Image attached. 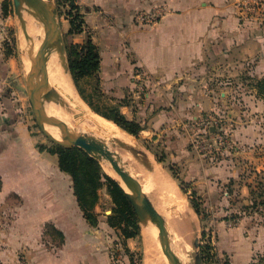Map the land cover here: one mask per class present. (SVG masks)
Instances as JSON below:
<instances>
[{
  "label": "crops",
  "instance_id": "obj_1",
  "mask_svg": "<svg viewBox=\"0 0 264 264\" xmlns=\"http://www.w3.org/2000/svg\"><path fill=\"white\" fill-rule=\"evenodd\" d=\"M241 1L157 0L168 11L152 28L127 29L133 57L131 50L120 49L114 31L105 48L91 36L101 53L100 81L113 94L121 91L111 98L122 103L128 119L145 127L138 135L157 142L154 153L167 155L159 158L175 171L190 198L201 202L204 214L214 209L227 215L229 201L248 200L251 191L243 184L238 159L214 154L205 158L196 152L184 127L213 113L228 116L233 131L244 130L249 125L248 108L239 111L237 104L250 106L248 94L256 104H264L256 89L235 96L241 70L264 76V17L244 11ZM96 2L121 5L123 17L147 4L146 0ZM90 11L91 28L97 33L100 19ZM13 61L0 41V264H17L19 251L25 252L26 264H117L110 234L119 235V230L108 223H87L71 183L67 190L58 155L40 148L16 107L15 91L7 83ZM139 68L149 73L143 97L134 93ZM205 201L212 206L205 209ZM126 245L132 250L136 239H127ZM250 246L246 243L243 248L233 239L226 248L231 264L255 260Z\"/></svg>",
  "mask_w": 264,
  "mask_h": 264
},
{
  "label": "rangeland",
  "instance_id": "obj_2",
  "mask_svg": "<svg viewBox=\"0 0 264 264\" xmlns=\"http://www.w3.org/2000/svg\"><path fill=\"white\" fill-rule=\"evenodd\" d=\"M96 1L97 0H74V2L79 5L81 11L84 13L86 29L82 34L73 35L68 34V30L70 28L69 17H71L70 11L72 10L69 1L54 0L59 9V18L63 30L66 48L68 42L82 43L88 36H95L96 42L100 43L103 48H105L107 39H110L109 35L114 31V40L116 42L117 40L119 41L120 49L122 51L126 50L129 52L131 50V47H129L130 38L127 36V29L129 28V25H140L143 28H152L168 11L167 8L163 4H159L157 0H146V6L140 9L132 10V12L129 14H124L126 15L125 18L122 16L123 9L121 5H116V3L110 7H107L104 3L98 6ZM116 1L118 4H120L122 0ZM239 7L242 8L241 5H239ZM90 9H92V12H94L93 14L100 19L99 23L98 19L96 20L97 26L100 27H97L99 29L97 30V33L95 29L93 30L91 28L92 22L89 21ZM243 10L246 12L250 11L247 9ZM153 13L156 15L153 16ZM20 27L19 18L14 12L13 0H1L0 41L5 53L6 49L8 47L10 48L12 54L9 56H12L14 60L13 64L10 62V75L7 77V83L9 82L15 91L13 96L16 98V107L21 109L20 112L28 123L31 134L36 140L37 144L47 148L54 147L55 143L52 142L38 126L28 100L25 83L26 71L24 59L22 50L19 46ZM131 54L133 57L132 50ZM67 56L69 59L68 51ZM141 70L142 68H139L138 71H136L138 77L135 81L137 87L134 90V93L136 95H140L136 97H143V94L147 90L144 84V80L147 79V76H142ZM258 78L259 76H253L247 70H241L237 75V79L241 84V87L235 93V96L237 98H241L240 93H243L248 89H255V83ZM81 84L82 86L86 87L88 92L93 94L91 97L95 105L103 110L105 107H109L115 103V100L111 97H118L119 95H122L121 91H116L113 94L111 91L107 90V85L104 82L99 81L97 76H92L86 80H83ZM94 90H96V92ZM18 95L19 97H17ZM248 96H250L249 98L251 100L250 106L247 107V105H241L239 102L237 104V110L246 111L245 109L248 108V114H246V117H248L249 120L246 122H248L249 127L246 125L244 126V130L242 129L236 131L235 129V131H233V122L228 118V116H219L217 114L221 121H219L217 124L216 132L223 135L225 133L227 137L225 141L216 143L213 150L205 154V158L214 154L218 157L231 156L236 160L238 159L239 166L241 167L240 170L243 172V184L246 183L251 191H260L264 188V104H256L257 101L253 99L252 95L248 94ZM125 97H128V95ZM241 102L243 101L241 100ZM209 114L213 115V113ZM223 114L225 113H222V115ZM208 134L209 136H217L211 135L209 132ZM136 141H138L136 142V146L144 151L154 152V150H156L155 148L157 142L152 141V139L151 141L147 142L144 137L137 135ZM237 147H241L243 150L239 152ZM157 153V157L160 155H166L161 151ZM158 165L160 168H162L161 170L166 172V174L170 175L172 178H177L175 172L170 169L168 164L159 162ZM66 175L68 179L67 190L69 191V184L71 183L72 186V179L68 173H66ZM251 191L248 200L243 199V197L231 199V201H229L228 208H231V210L228 211L227 215L217 214L214 209L209 211L205 210V214H196L194 211L196 208L193 199L190 198L186 191H182V193L184 192L183 196L187 199L189 206L193 208V215L195 217L196 223L195 227L189 234H182L180 231L174 228L169 222L168 218H166L171 244L173 245L183 264H195V254L198 251H200L201 255H203V253L206 255L205 264H231V253L226 250V248L229 247V244L233 241V239L236 240L239 245H242L243 248L245 247L246 243H249L252 246L253 259L255 260L249 264H264V258L262 257L264 256V203H255L254 199L252 198L253 194ZM178 199L181 201L179 197ZM257 201H260V199L258 198ZM211 203L212 202L205 201V209L211 207ZM113 207V198L109 193L107 185H100L98 188V201L95 205V213L98 220L93 226L107 224L108 216L113 213ZM83 218L86 219L84 214ZM87 223L91 224L88 221ZM219 226H222V230L219 228ZM224 228L226 229V232H224ZM110 236L112 238V255L113 259H118L117 264H147L145 256L147 248L145 247L144 240L141 239V237L135 238L136 245H134L135 247H133L131 250V248H127V245L123 243L122 237L117 235L115 231H113ZM156 239L158 241L157 252H159L160 255H157L159 257L157 258L158 262H156V264H159V262L160 264H163V258L159 260L162 254L164 255V253L160 246L158 234ZM196 241H199V246H196ZM17 259L20 261L21 259H27L25 252L19 251L17 254Z\"/></svg>",
  "mask_w": 264,
  "mask_h": 264
},
{
  "label": "water",
  "instance_id": "obj_3",
  "mask_svg": "<svg viewBox=\"0 0 264 264\" xmlns=\"http://www.w3.org/2000/svg\"><path fill=\"white\" fill-rule=\"evenodd\" d=\"M13 5L14 12L19 18L20 26L25 29V32L27 33L29 38L30 35L27 29V22L24 19L23 15V9L25 8V6L36 17H38L44 25L45 34L42 39V42L35 54H33V49L29 50L28 57L31 60V66L28 71L25 68L26 92L32 113L38 126L43 131V133L57 145H61L64 147H80L86 152H88L91 156L98 159L101 165L103 160L109 161L114 171L120 176L121 180L125 183L126 187L129 190H127L123 186L119 179L106 172L103 165L102 167L105 173L114 178L127 193L140 224L141 239L144 240L141 226L143 227V225L146 224H155L158 228L160 246L163 250L165 257L168 260V263L183 264L173 245L171 244L169 228L167 225V216L165 214L163 215L156 208L155 204L152 201V193L145 192L141 181L137 177H135L129 170H127V168L120 162L117 153L110 148L106 140L97 137L92 133L77 131L76 129L70 128L64 120L56 116V114H49L45 108V104L50 101L60 103L61 106L68 105L63 100L62 95L57 90V88L50 84L48 58L50 50L52 48H56L60 53V56L63 60V65L69 72L72 82L75 88L77 89L79 95L93 111L97 112L83 98L74 80L69 64V59L67 56V48L63 36V30L60 23L59 9L55 4L54 0H13ZM110 120L113 121L112 119ZM113 122L116 123L115 121ZM47 124L57 126L61 131V138H57L56 136H54L46 128ZM116 125L118 124L116 123ZM118 126L133 137H135L136 139L137 135L128 132L120 125ZM115 141V147H119L129 151L141 163H143L147 167H151L148 151H144L138 148L136 145H131L119 138H115ZM151 153L154 155L158 163H162L161 159L157 157L156 153ZM173 179L177 183L181 193L182 191H185L182 184L176 180L177 178ZM191 209L193 210V208ZM194 211L196 214H199L196 209ZM195 243L196 246H199V241H196ZM195 264H202V255L200 251L195 254Z\"/></svg>",
  "mask_w": 264,
  "mask_h": 264
},
{
  "label": "bare ground",
  "instance_id": "obj_4",
  "mask_svg": "<svg viewBox=\"0 0 264 264\" xmlns=\"http://www.w3.org/2000/svg\"><path fill=\"white\" fill-rule=\"evenodd\" d=\"M23 15L27 22V29L30 38L25 32V29L21 27L19 45L23 52L25 68L28 71L31 66L28 52L32 49L33 54L37 52L45 31L43 22L26 6L23 9ZM48 68L50 84L57 88L62 95L63 100L68 105L61 106L60 103L50 101L45 104L47 112L52 115L56 114V116L64 120L72 129L92 133L97 137L105 139L110 148L117 153L120 162L141 181L145 192L153 193L152 201L156 208L163 215L165 214L167 216L169 222L174 228L182 234H189L196 225L195 217L193 215V210L189 206L187 199L181 193L175 180L161 170L162 168H160L151 152H148L151 167H147L129 151L114 146V143H116L115 138L126 141L131 145H136V142L138 141H136L135 137L116 125V123L93 111L81 98L72 82L69 72L63 65L60 53L56 48L50 50ZM46 128L54 136L61 138V131L57 126L47 124ZM102 165L106 172L119 179L123 186L129 190L121 180L120 176L114 171L109 161L103 160ZM178 197L181 201H179ZM142 232L144 244L147 248L145 254L146 263L156 264V262H158L157 258L160 256L159 252H157L158 241L156 239L158 228L155 224H146L143 225ZM161 259L163 264H169L167 258L163 254L159 260Z\"/></svg>",
  "mask_w": 264,
  "mask_h": 264
},
{
  "label": "trees",
  "instance_id": "obj_5",
  "mask_svg": "<svg viewBox=\"0 0 264 264\" xmlns=\"http://www.w3.org/2000/svg\"><path fill=\"white\" fill-rule=\"evenodd\" d=\"M68 1L72 8L68 34H82L86 27L84 13L74 0ZM67 51L74 80L83 98L94 110L112 119L128 132L138 135L145 127L138 121L127 118L121 111L122 103H114L103 110L95 105L91 97L93 94L81 84L83 80L92 76H97L100 81L101 53L99 46L92 37L88 36L82 43L68 42ZM6 53L12 54L9 47L6 49ZM255 89L257 96L264 98V76L256 80ZM94 91L96 92V90ZM39 146L43 150L47 149L49 152L58 155L59 168L71 176L74 195L88 222L92 225L97 223L95 205L98 201V188L100 185L106 184L114 202L113 213L108 216V224L119 230V235L125 245L127 239L141 237L140 224L127 193L114 178L105 173L98 159L77 146L64 147L56 144L49 148ZM161 160H164V157H161ZM171 170L175 172L172 168ZM251 192L255 203H264V188L260 191ZM258 198L260 201H257ZM193 201L197 212L200 215L204 214L201 202L196 199ZM262 257L264 258V256ZM202 261L205 264L206 255L204 253Z\"/></svg>",
  "mask_w": 264,
  "mask_h": 264
},
{
  "label": "built area",
  "instance_id": "obj_6",
  "mask_svg": "<svg viewBox=\"0 0 264 264\" xmlns=\"http://www.w3.org/2000/svg\"><path fill=\"white\" fill-rule=\"evenodd\" d=\"M240 5L243 9L250 10L248 13H254L256 17H264V0H242ZM152 15L155 16L156 14L153 13ZM141 75L147 76L148 71L146 69H142ZM219 121H221L220 117L207 113L199 118L186 122L184 125L188 132L190 143L200 155H205L212 151L216 143L225 141L227 135L225 133L223 135L216 132ZM208 132L211 135L217 136H209ZM230 146L232 147L231 144ZM18 264L26 263L23 259H21Z\"/></svg>",
  "mask_w": 264,
  "mask_h": 264
}]
</instances>
